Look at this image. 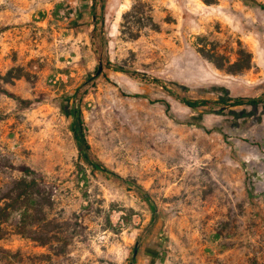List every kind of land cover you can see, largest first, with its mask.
Returning <instances> with one entry per match:
<instances>
[{"label":"rangeland","instance_id":"374dc122","mask_svg":"<svg viewBox=\"0 0 264 264\" xmlns=\"http://www.w3.org/2000/svg\"><path fill=\"white\" fill-rule=\"evenodd\" d=\"M235 98L264 100L258 6L0 0V264H264V102Z\"/></svg>","mask_w":264,"mask_h":264},{"label":"trees","instance_id":"16d2710c","mask_svg":"<svg viewBox=\"0 0 264 264\" xmlns=\"http://www.w3.org/2000/svg\"><path fill=\"white\" fill-rule=\"evenodd\" d=\"M242 2L246 5L258 6L260 9L264 10V5L256 2L255 0H242ZM94 7L95 6L92 5V8H94ZM93 19H94V27H93L92 34H91L92 37H94L93 34L96 33V31H97V23L95 21V16ZM94 40H95V37H94ZM105 45H106V38L102 32V35L98 38V40L96 42H94L95 52L98 56V59L102 58V53H103V49H104ZM105 65L107 68L112 69L114 72H122V73H126V74L130 73L128 70L124 69L120 65L115 64V63H111L108 60H106ZM154 81H156V83H160L157 79H155ZM168 93H171V92L168 91ZM76 95L77 94H75V99H76ZM77 101H79V100H77ZM180 101L184 105H186L187 107L192 108V109L199 108V107H205V106H208L211 104V102H209L208 100L198 101V100L181 99ZM226 101H232V102L230 104H226L225 101L220 100L217 103H222V104L229 105V106H239L242 104H248L250 106H256L257 104H261L264 102L263 99H259V98H247L245 100H242L241 98H235L232 100L227 99ZM165 107H166V110L169 109V105L166 103H165ZM72 114L74 115V119H73V122L71 125V131L73 133V136H74V139L76 142L78 158L82 162L89 165L94 170L109 172V170H107V168H105L103 166V164L91 152L90 146H89V144L86 140L85 134H84L83 120H82L81 115H80L78 103L75 104V107L73 109ZM109 173H111L112 176L119 178L117 174H113L112 172H109ZM6 217H7L6 216V209L2 208L0 206V220L4 219Z\"/></svg>","mask_w":264,"mask_h":264},{"label":"water","instance_id":"95a60500","mask_svg":"<svg viewBox=\"0 0 264 264\" xmlns=\"http://www.w3.org/2000/svg\"><path fill=\"white\" fill-rule=\"evenodd\" d=\"M101 70H102V64H101V62H99V66H98L96 73L99 74L101 72Z\"/></svg>","mask_w":264,"mask_h":264}]
</instances>
